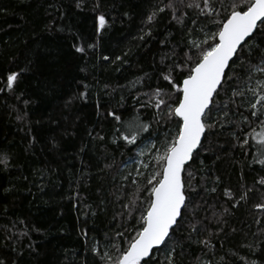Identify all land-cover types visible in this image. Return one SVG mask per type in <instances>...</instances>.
I'll use <instances>...</instances> for the list:
<instances>
[{"label":"trees","instance_id":"obj_1","mask_svg":"<svg viewBox=\"0 0 264 264\" xmlns=\"http://www.w3.org/2000/svg\"><path fill=\"white\" fill-rule=\"evenodd\" d=\"M169 2L0 0L3 264H110L104 254L115 258L136 236L157 163L145 175L134 176L131 167L126 179L121 174L147 141L163 154L178 119L157 109L153 94L160 89L169 104L177 99L163 74L182 62L190 41L216 30L210 18L198 15L202 0H195L201 8L185 7L193 0H172L174 9ZM99 15L106 23L97 31ZM249 43L259 45L252 50V63L259 64L264 37L257 33ZM248 60L246 45L244 67L236 60L228 71L233 79L215 97L207 120L213 127L184 169L190 203L180 226L141 264H264V209L255 207L264 204L258 183L264 143L257 140L264 115L253 117L249 107L257 103L251 89L264 95L257 86L264 74L246 79ZM11 72L18 78L9 89ZM186 74L172 72L177 82ZM237 87L244 96H233ZM255 111L261 112L258 103ZM140 124L149 127L138 131ZM133 131L135 144L121 138Z\"/></svg>","mask_w":264,"mask_h":264},{"label":"snow or ice","instance_id":"obj_2","mask_svg":"<svg viewBox=\"0 0 264 264\" xmlns=\"http://www.w3.org/2000/svg\"><path fill=\"white\" fill-rule=\"evenodd\" d=\"M180 3H183V0H180ZM202 3L203 8L198 15L210 18V22L216 26V30L211 35L204 32L205 39L199 43L195 40L190 41V50L184 53L182 62L174 63L169 67V71L163 74V79L178 94L177 99L169 104L162 97L160 89H156L153 94L159 98L155 104L157 109H161L163 106L168 110L169 118L173 116L178 118L177 128L172 140L165 141L166 146L163 154L156 157V171L151 173L147 179L146 191L149 196L146 200L147 207L140 216L141 227L136 231V236L129 241L126 249H117L118 254L115 258H112L110 253L104 254V258L109 260L110 264H141L142 258H150L154 246L167 243V238H170V230H175L174 226H180L184 210L190 203L187 195L190 184L186 187L182 173L187 162L192 159L194 149H197L201 144V136L205 133L206 128L213 127V124L207 123L213 111L212 104L215 102V97L224 89L225 84L233 79L228 75V71L235 65L236 60L242 61L246 45L249 52V67L245 69L246 79L250 80L254 72L264 74V50L261 51L259 64H253L252 50L254 47L259 48V45L249 43L255 39L257 33L264 37V0H232V3L227 6H225L224 0H219V6L216 5V0H202ZM77 6L79 7V3ZM193 6L201 8V5L195 0L193 3L185 5L187 8ZM166 7L174 9L172 0ZM163 10L158 9V11ZM213 13L216 17L214 19L212 18ZM155 15V12L149 15L148 21H151ZM173 17L178 23L184 22L182 16L175 15V10ZM96 19L97 31H99L106 23L105 16L99 15ZM193 23L195 24L196 21ZM201 31L204 30L201 29ZM191 49H195L194 54ZM76 51L82 52L83 48L77 46ZM116 59L119 60L120 57H116ZM240 67H244L243 61ZM177 69L182 72L187 69V74L179 82L175 81L172 76V72ZM17 78L18 73L16 72H11L7 76L9 89L13 87ZM236 78L241 81L244 79ZM257 86L264 91V81H258ZM250 91L256 96L257 103L261 108V112L258 114L255 111L257 103L250 104L249 107L254 110L251 115L259 119L260 115H264V95L257 96L255 89ZM244 94L243 88L233 89V96H244ZM81 95L83 96V93ZM169 98H171L170 94ZM108 115L115 114L109 112ZM116 119L120 120V117H116ZM244 119L247 120V117ZM261 124L264 125V120H261ZM137 127L138 131H145L149 125L140 124ZM121 138L129 144H135L137 133L136 131L127 135L121 133ZM145 167L148 166L145 165ZM258 183L264 185V177ZM248 191H252V189ZM125 207L129 208L130 205L126 204ZM255 207L264 209V204H257ZM193 228L195 229L194 225ZM117 235H122V233H117ZM0 264H3V261H0ZM169 264H174V262L169 259Z\"/></svg>","mask_w":264,"mask_h":264},{"label":"rangeland","instance_id":"obj_3","mask_svg":"<svg viewBox=\"0 0 264 264\" xmlns=\"http://www.w3.org/2000/svg\"><path fill=\"white\" fill-rule=\"evenodd\" d=\"M257 140L264 143V131L258 135ZM162 155L160 147L156 144L154 140H150L142 144L138 150L135 152V157L129 161L125 168L124 172L121 174L122 179H126L127 175L125 172L131 167L132 174L136 175H145L150 172V166L156 162V157ZM147 165L148 167H145Z\"/></svg>","mask_w":264,"mask_h":264},{"label":"water","instance_id":"obj_4","mask_svg":"<svg viewBox=\"0 0 264 264\" xmlns=\"http://www.w3.org/2000/svg\"><path fill=\"white\" fill-rule=\"evenodd\" d=\"M176 118H177V117H176ZM177 119H178V118H177ZM203 137H204V134H202V136H201V144H202V141H203ZM201 144H200V145H201ZM200 145H198L197 149H194L193 154H194L195 152L198 151ZM190 161H191V159L187 162V165L189 164ZM183 173H184V171H183ZM183 173H182V175H183ZM174 227H175V226H174ZM162 245H163V244H161V245H159V246H154V248L151 250L150 256H151V254H152V252H153L154 250L160 248ZM146 259H149V258H148V257L142 258V261H143V260H146Z\"/></svg>","mask_w":264,"mask_h":264}]
</instances>
